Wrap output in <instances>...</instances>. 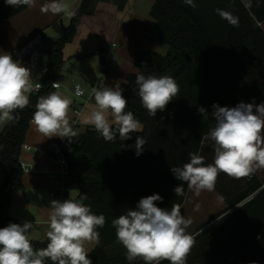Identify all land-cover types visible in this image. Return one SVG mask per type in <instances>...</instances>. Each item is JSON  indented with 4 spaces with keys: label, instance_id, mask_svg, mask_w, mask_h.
<instances>
[{
    "label": "trees",
    "instance_id": "16d2710c",
    "mask_svg": "<svg viewBox=\"0 0 264 264\" xmlns=\"http://www.w3.org/2000/svg\"><path fill=\"white\" fill-rule=\"evenodd\" d=\"M98 1L82 0L69 23L59 28V36L47 49V70L40 79L42 87L30 93L28 106L17 109L13 113L15 119L0 129V166L5 173L0 183V227L17 223L8 208L14 192L23 187L20 152L36 103L54 91L52 82L61 70L63 47L73 38L81 17L93 13ZM112 1L118 8L126 2ZM194 2L195 8L184 0L154 1L150 14L155 19L158 39L167 43L168 50L140 51L133 62L136 70L128 72L119 85L127 100L125 111L132 112L141 122L142 132L132 133L124 141L117 135L110 142L89 126L76 131L73 137L66 185L76 190L79 197L86 195L82 202L94 214L106 218L104 227L97 229L99 244L89 251L92 264H144L139 258L132 262L126 259V249L116 238L112 220L129 209L136 210L141 198L153 194L163 198L155 202L158 207L170 211L173 204L181 206L187 183L176 179L171 168L189 162V153L201 155L202 140L216 124L212 105L232 108L241 102L256 105L264 102V32L254 24V20L264 19L259 0H252L248 9L242 0H223L220 4L235 6L239 26L227 27L216 41L200 24L199 6L204 2ZM210 3L206 0V4ZM251 51H258L262 57H247ZM139 74L169 75L179 85L178 97L155 117L141 104L135 82ZM200 107L206 109V115L198 111ZM137 136H143L146 141L139 156L134 148ZM179 185L183 194L177 196L174 188ZM216 189L227 197L225 189L217 186ZM31 241L34 249L44 248L48 242L47 239ZM45 264L52 262L46 260ZM161 264L169 262L165 260Z\"/></svg>",
    "mask_w": 264,
    "mask_h": 264
},
{
    "label": "clouds",
    "instance_id": "9594fccd",
    "mask_svg": "<svg viewBox=\"0 0 264 264\" xmlns=\"http://www.w3.org/2000/svg\"><path fill=\"white\" fill-rule=\"evenodd\" d=\"M36 0H5L9 6H35ZM192 8L194 0H184ZM246 9L252 7V0H242ZM42 13H68V5L62 0H51L41 6ZM217 14L232 26H239V18L232 13L216 9ZM138 95L142 106L151 117L158 111H164L167 105L179 94V85L169 75L156 76L139 74L136 76ZM40 85H36L39 88ZM58 86L57 83L53 84ZM33 91L30 69L22 66L10 54L0 55V124L15 119L13 113L23 110L29 104V94ZM119 87L93 88L95 104L82 116L81 123L94 127L105 141H114L116 136L124 141L132 133L142 132V124L132 112L125 111L127 100ZM79 94V90H78ZM71 99L53 91L40 97L32 116V123L44 136L74 137L77 133L69 121ZM212 117L216 124L210 130L208 138L214 144V159L205 165V157L189 153L190 161L182 167L173 166L171 171L179 181L187 183L196 194L203 190L213 191L220 173L235 179L253 174L258 168H264V102L239 103L237 106L221 107L212 105ZM202 116L206 109L198 108ZM146 143L143 136H137L134 148L139 156ZM177 196L183 194V187L174 188ZM80 200L66 199L50 202V216L47 245L34 249L30 239L33 223L25 221L22 225L10 223L0 227V264H92L86 248L88 244L98 245V228L105 225L103 214L96 215L89 205ZM159 194L149 195L139 200L136 210H127L125 214L112 220L116 238L126 249L129 262L138 258L144 264H186L187 257L195 244L193 236L186 229L191 220L181 214L180 206L173 204L171 210L158 207L156 201H162ZM251 264H256L252 261Z\"/></svg>",
    "mask_w": 264,
    "mask_h": 264
},
{
    "label": "crops",
    "instance_id": "0c3cea01",
    "mask_svg": "<svg viewBox=\"0 0 264 264\" xmlns=\"http://www.w3.org/2000/svg\"><path fill=\"white\" fill-rule=\"evenodd\" d=\"M81 1L69 0V8L73 13ZM154 1L126 0L124 6L118 8L112 0H99L93 13L81 17L73 38L65 43L62 50L63 61L68 57L81 60L82 66L76 70L81 74L71 75L64 91L56 90L61 84L55 80L58 87H53L54 91L71 99L67 93L74 94V83L77 82L88 89L99 78L102 79L101 88H114L124 81L128 72L136 70L133 62L140 51L156 50L165 53L168 45L158 39L155 19L150 14ZM202 1L204 3L199 6L201 27L216 41L222 38L221 34L227 27H231V24L222 19L215 10L222 9L237 17L236 8L229 3L220 4L223 0H208L212 1L210 4H206V0ZM46 2L51 0H36L35 6L29 8L12 7L7 5L5 0H0V55L10 54L14 60L30 69L32 81L47 64H40V61L45 57L47 62L46 53L52 40L48 41L45 50V38L48 36L43 33L47 27H56L57 38L59 28H62L58 25V17L61 14H57L55 20H44L41 17L44 13L40 8ZM62 2L66 4V0ZM259 2V9L264 10V0ZM254 24L264 32V19L254 20ZM51 38L53 37L49 39ZM113 43L115 44L112 45ZM102 45L111 47L110 50L102 49L98 53H102L99 63L97 59H94L92 65L88 60L86 63L87 57L83 56L88 54L87 49H96ZM247 54V57L251 58L262 57L258 51ZM83 83L86 86H83ZM71 101L68 114L70 124L75 132L82 131L90 126L81 123V119L94 106V96L87 101ZM3 126L4 124H0V129ZM57 139L61 138H48L41 134L30 120L24 143L32 148L25 150L21 147L20 160L31 164L35 171L24 172L23 187L14 192L8 208L18 224L23 219L20 215H26V221L31 223L46 224L49 220L50 204L46 205L44 198L40 200L38 194L47 192L49 196L51 187L55 185L56 178L51 173L42 171L41 167L49 164L44 152L51 141ZM213 144L208 136L202 140L201 155L205 157V165L213 162ZM4 177L3 170V173H0V183ZM216 186L225 189L227 197L223 196ZM67 195L70 199L80 200L78 192L74 189H69ZM55 197L62 201L59 195L50 198ZM180 209L181 214L191 220L186 231L195 239L186 264H251L252 261L264 264V168H258L253 174L242 179L220 173L215 189L203 190L199 195L187 185ZM32 235L30 234V239H47L42 232ZM94 245H86L88 253Z\"/></svg>",
    "mask_w": 264,
    "mask_h": 264
},
{
    "label": "built area",
    "instance_id": "2783aa9c",
    "mask_svg": "<svg viewBox=\"0 0 264 264\" xmlns=\"http://www.w3.org/2000/svg\"><path fill=\"white\" fill-rule=\"evenodd\" d=\"M114 44L115 43H113L112 45ZM110 47L111 46L102 45L96 49H87V53L94 52L98 54L102 49L110 50ZM46 70H47V66H44L41 69L39 75H37L36 78L32 81L33 91L31 93L37 92L42 87V83L40 79L43 73L46 72ZM54 83H57V82L53 81L52 87H54L53 86ZM36 85H40L39 88H37ZM94 87L97 89H100L102 87L101 78H99L98 81L92 84L88 89H85L77 82L74 83L73 93L75 96L83 97V101H87L93 97L92 89ZM78 90H79V94H78ZM31 121H32V118H31ZM73 141H74L73 137H63L61 139L52 140L44 152L45 158L49 164L43 165L41 167L42 171L51 173L56 178L55 185L51 187L49 191V196L53 197V196L59 195L62 201L68 199L66 196L67 191L69 190V188L66 185L67 179L69 177L68 156L73 151ZM22 148L25 150H28L32 148V146L27 143H23ZM20 167L24 172L35 171V167L21 160H20Z\"/></svg>",
    "mask_w": 264,
    "mask_h": 264
},
{
    "label": "rangeland",
    "instance_id": "374dc122",
    "mask_svg": "<svg viewBox=\"0 0 264 264\" xmlns=\"http://www.w3.org/2000/svg\"><path fill=\"white\" fill-rule=\"evenodd\" d=\"M46 3H50V2H46ZM69 3H70L69 0H66V4L68 5V13H61V16L58 17V25H60V19H61V22L64 25H66L69 22V19H70L71 15L73 14V11H71L70 8H69ZM56 16H57V14L54 15L51 12H48V13H44V15H42L41 17H43L44 20H48V18H50V19L52 18V19L55 20ZM55 31H56V27L55 28H52V27L48 28L47 27L45 33H43V35L48 36L49 38L53 37L51 39H49L48 37L45 38V45H44L45 50H46V45H47L48 41H50V40L53 41L54 39H56ZM78 54H80V51H79ZM101 54H96V53L91 52V53H88V54L84 55L83 57H87L85 62L87 63V60H88L89 63L92 65L94 63L93 62L94 59H97L96 61H97V63H99V58L101 57ZM40 62H41L40 64H44V65L47 63L45 61V57H43L42 61H40ZM80 62H81L80 59H73L71 57H68L66 59L64 58L63 65L61 67L60 73L55 77V80L58 81L61 84V87L56 89L57 91L58 90L59 91H61V90L64 91L65 87L67 86V83L69 82L70 77H72L71 75L76 76V75H80L81 74V73L76 71L77 69H79L82 66L80 64ZM97 65H99V64H97ZM82 85L86 86L84 83ZM67 94H69V96L71 97V100H74L75 102L83 101V97H78V96H75L74 94L70 95V93H67ZM0 173H3V169L1 168V166H0ZM38 195H39V199L40 200L42 198H44L46 205H49L52 200H58V197H55V198L51 199L48 196L47 192H45L43 194L39 193ZM66 196L69 199V196L68 195H66ZM17 209H18V206L15 207L16 211H17ZM20 216H22L21 218H23V219H22V221L19 224L22 225L26 221V218L24 217L26 215H20ZM47 231H48V222H46V224L33 223V228H32V230H30V234H33L32 236H35L39 232H42L43 236H46V232ZM44 238H46V237H44Z\"/></svg>",
    "mask_w": 264,
    "mask_h": 264
},
{
    "label": "water",
    "instance_id": "95a60500",
    "mask_svg": "<svg viewBox=\"0 0 264 264\" xmlns=\"http://www.w3.org/2000/svg\"><path fill=\"white\" fill-rule=\"evenodd\" d=\"M60 26H61L62 28L65 27V25L61 22V20H60Z\"/></svg>",
    "mask_w": 264,
    "mask_h": 264
}]
</instances>
